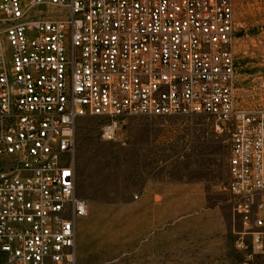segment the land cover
<instances>
[{
  "label": "built area",
  "instance_id": "2783aa9c",
  "mask_svg": "<svg viewBox=\"0 0 264 264\" xmlns=\"http://www.w3.org/2000/svg\"><path fill=\"white\" fill-rule=\"evenodd\" d=\"M234 0H0V264H78L80 119L205 115L230 134L242 264H264V109L237 95Z\"/></svg>",
  "mask_w": 264,
  "mask_h": 264
},
{
  "label": "rangeland",
  "instance_id": "374dc122",
  "mask_svg": "<svg viewBox=\"0 0 264 264\" xmlns=\"http://www.w3.org/2000/svg\"><path fill=\"white\" fill-rule=\"evenodd\" d=\"M234 4L239 103L264 109V0ZM109 122L88 116L77 125V194L89 205L78 264H242L227 129L205 115H128L107 140Z\"/></svg>",
  "mask_w": 264,
  "mask_h": 264
},
{
  "label": "crops",
  "instance_id": "0c3cea01",
  "mask_svg": "<svg viewBox=\"0 0 264 264\" xmlns=\"http://www.w3.org/2000/svg\"><path fill=\"white\" fill-rule=\"evenodd\" d=\"M143 214H144V212H143ZM143 219H144V217H143ZM136 237H141L142 244L147 243L148 238L150 237V232H149V230L143 228L140 235H138L136 233Z\"/></svg>",
  "mask_w": 264,
  "mask_h": 264
}]
</instances>
